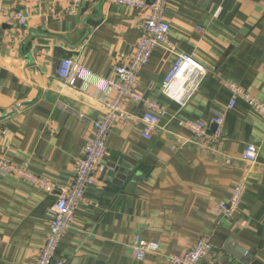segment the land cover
Returning a JSON list of instances; mask_svg holds the SVG:
<instances>
[{
    "label": "crops",
    "instance_id": "obj_1",
    "mask_svg": "<svg viewBox=\"0 0 264 264\" xmlns=\"http://www.w3.org/2000/svg\"><path fill=\"white\" fill-rule=\"evenodd\" d=\"M1 6L21 12L26 23L0 15V156L66 187L92 137L91 121L105 112L103 98L114 96L105 81L132 53L146 14L104 2L70 11L68 0ZM164 20L175 54L194 58L208 75L184 106L174 103L161 84L176 56L153 51L136 90L161 106L158 126L144 139V106L124 105L130 119L108 136L106 170L85 191L57 255L65 264H167L205 237L212 250L200 264H264V118L240 100L228 110L226 86L264 103V0H169ZM61 59L83 67L86 78L61 82L55 75ZM213 114L223 117L220 143H196L178 126ZM247 144L257 148L254 163L242 160ZM240 181L241 204L226 219L214 208ZM54 202L25 181L0 177V264H35ZM134 236L158 243V251L137 262Z\"/></svg>",
    "mask_w": 264,
    "mask_h": 264
},
{
    "label": "built area",
    "instance_id": "obj_2",
    "mask_svg": "<svg viewBox=\"0 0 264 264\" xmlns=\"http://www.w3.org/2000/svg\"><path fill=\"white\" fill-rule=\"evenodd\" d=\"M0 15L9 22L25 25L26 18L21 12L6 11L1 6ZM32 4H39L43 0H29ZM82 2H104L111 5L126 7L140 12H145V17L140 25V36L132 53L124 62L116 63L112 70V77L105 81L106 94L113 93L112 99L107 96L102 102L105 112L99 119L91 121L92 137L86 141L81 156L75 161L73 179L66 187H57L47 179L37 177L27 169V163L21 166L10 163L0 156V177H14L29 183L31 186L55 198L54 204L47 212L49 219L48 233L42 247L37 251L35 264H65L63 258L58 257V247L61 239L73 226L75 211L81 203H85L84 193L96 184L99 175L106 170L103 159L106 156V141L110 133L120 126H125L130 116L124 112L127 102L141 104L145 113L141 117L144 125L142 137L151 138L150 129L158 126L159 116L162 115L161 106L148 99H144L136 90L139 74L149 63L151 55L156 48L163 49L166 53H174V47L169 42L168 33L170 26L164 20L165 10L169 0H68L70 11ZM176 61L161 84V93L174 103L184 106L199 89L208 75L204 65L194 58L176 53ZM56 77L66 84H73L75 80H83L88 75L87 71L70 59H61L55 71ZM231 99L228 110L235 108L238 100L244 102L249 108L264 118V103L251 97L236 84H226ZM65 111L84 120L82 114L74 113L68 108ZM178 126L187 130L196 143H220L223 140V117L213 114L208 122L204 121H179ZM212 129V130H211ZM257 148L254 144H247L242 153V160L254 163ZM245 181L238 182L232 189L229 198L220 202L214 211L226 219L236 213L241 204ZM158 243L143 242L140 237L134 236L131 253L137 262L144 261L148 254L156 253ZM212 250L208 238L196 240L191 247L179 254L167 257V264H200Z\"/></svg>",
    "mask_w": 264,
    "mask_h": 264
},
{
    "label": "water",
    "instance_id": "obj_3",
    "mask_svg": "<svg viewBox=\"0 0 264 264\" xmlns=\"http://www.w3.org/2000/svg\"><path fill=\"white\" fill-rule=\"evenodd\" d=\"M144 99H145V98H144ZM226 252H228V251H226ZM235 252L238 253L239 256L245 254V251H235ZM235 256H236V255H235ZM245 258H246V259H249V256H248V255H245Z\"/></svg>",
    "mask_w": 264,
    "mask_h": 264
}]
</instances>
